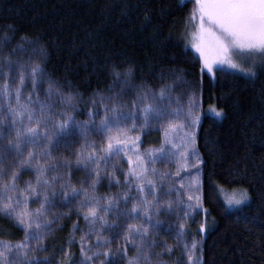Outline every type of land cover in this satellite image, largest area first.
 <instances>
[{"label":"trees","instance_id":"1","mask_svg":"<svg viewBox=\"0 0 264 264\" xmlns=\"http://www.w3.org/2000/svg\"><path fill=\"white\" fill-rule=\"evenodd\" d=\"M198 9L197 0H0V83L5 79L3 72L8 61L12 62L10 76L17 79L21 65L26 73L38 65L37 87L33 88L29 78L22 101L27 102L26 97L31 94L30 106L37 113L38 102H44L52 116L49 125L65 119L63 111L76 121H86L90 109L98 112L86 135L78 126L70 129L52 149L54 159L39 155L44 151L45 140L25 148V155L33 148L41 163L48 160L52 165L45 173L47 178L58 177L54 185L58 194L52 197L51 210L47 212V219L55 222L44 238L43 251L36 247V241H28L32 247L28 252L30 258H39L41 264H80L79 238L89 228L80 211L79 201L84 194L81 192L70 203L64 202L63 193L69 189H61L60 185L71 183L92 192L97 161L87 167L86 161L77 165L76 153H87L95 147L100 154L105 134L95 125L104 116L105 105L112 103L108 98L115 95L122 111L137 113L135 120L122 121L121 128L129 133L127 136L139 135L140 139L133 153L126 155L120 151L110 154L106 161H98L101 179L94 191L100 198L101 214L106 196L116 197L125 191L131 196L127 204L118 200L119 211L114 207L106 215L109 223L115 221L120 225L102 230L111 239L105 245L114 254L109 257L111 264H127L124 248L127 256L137 251L124 239L127 224L145 222L139 215L134 219L126 216L133 200L138 201L141 195L129 168L135 167L137 155L147 162L149 150L157 149L164 141L168 115L150 119L142 129L143 106L164 105L167 113H180L192 98L200 105L195 135L201 161L197 174L200 199L189 201L186 187L180 184L187 176L183 173L174 179L166 160L149 164V169H156L154 173L150 170L149 176L156 181L157 200L173 202L171 209L161 203L159 213L152 210V219L158 220L160 226L150 230L149 239L156 241L149 250L151 264H192L184 245L191 246L193 241L198 245L191 254L194 259L200 257L199 264H264V73L252 77L226 67L217 69L212 78L204 72L200 59L187 46L190 30L199 25L193 22L199 16ZM247 66L242 63V67ZM129 68L132 73L125 82L124 73ZM116 72L121 75L117 77ZM41 83H46L48 89ZM162 86L167 91L161 101L158 97ZM144 92L148 93L146 100L142 99ZM68 95L73 102L64 108L61 101ZM12 103L15 104L14 99ZM0 105H4L2 112L6 113L4 97H0ZM212 105L223 111L222 118L201 117L202 111ZM45 130L50 131L42 125L41 131ZM5 143L6 140H0V146ZM130 157L132 165L128 163ZM35 176V171L28 168L20 173L17 184L25 188L26 181L35 183ZM221 189L246 190L250 201L241 210L229 211ZM15 195L19 197V192ZM143 195L153 199L147 187ZM189 203L194 207H189ZM27 206L33 210L39 207V200L29 196ZM23 207L21 204L20 209ZM202 223L206 225V234L200 231ZM96 238L95 233L87 237L93 248ZM24 240L23 227L13 217L0 213V241L15 245ZM70 240L74 242L69 243ZM105 259L101 255L89 264H100Z\"/></svg>","mask_w":264,"mask_h":264},{"label":"snow or ice","instance_id":"2","mask_svg":"<svg viewBox=\"0 0 264 264\" xmlns=\"http://www.w3.org/2000/svg\"><path fill=\"white\" fill-rule=\"evenodd\" d=\"M199 6V25L197 32L193 33L196 42L193 47L200 53L202 61V69H207L208 72L213 71L215 64H224L231 68L239 69L247 73L249 76L255 77L258 73H264V0H197ZM195 18V14H193ZM233 57H239L241 63H238ZM242 63L247 64V67H242ZM38 65L31 67L30 72L23 71V65L20 66L21 70L17 73V78L10 76V69L12 62L8 61L6 69L3 72L5 77L3 83H0V97H4L7 105V112L3 113L4 105H0V140H6L3 146H0V213L13 217L25 231L24 242L12 245L8 242L0 241V264H41L39 258L29 257L28 252L32 251V247L28 241H36V247L39 250H44V238L49 234L50 226L55 220L47 219V212L51 210L53 203L52 197L58 193L55 189V181L57 176L51 179L47 178L45 173L48 167V160L54 159L51 156V151L56 147L61 139L69 133L70 129L75 125L78 126L80 132L87 134L90 125L95 124L91 119L86 121H76L75 118L67 112L62 115L65 119L56 121L49 125V120L52 119L48 106L44 102L39 103V110L32 108L30 105L33 103L31 94L26 97L27 102L22 101L23 89L26 82L31 78L33 88L36 84V73ZM132 69L129 68L125 73V82L131 75ZM120 72H116L119 77ZM11 80V83H10ZM58 91V90H57ZM167 91L166 86H162L159 92V99L162 101L165 98ZM52 94V85H49V95ZM147 92L142 93V99L146 100ZM15 100V104L12 100ZM102 99H104L102 97ZM112 100L110 106L105 105V114L100 118L99 124L95 125L96 129L105 134V143L100 145V154L97 155L96 148L92 147L91 151L85 153L84 151H77L76 164L80 165L87 162V167L92 161H97L93 167L95 176L91 180L92 192L87 188H77L76 186L68 183L67 185L61 184V189L67 187L69 191L63 193V201L70 203L73 199L84 194V199L79 201L80 211L83 213L85 221L88 222V231L80 236L81 241V256L80 264H89L94 258L103 255L106 259L100 261V264H111L109 257L114 255L106 244L111 243V239L102 234L104 228L112 229L120 227L115 221L109 223L106 219L107 213L114 207L119 211L118 200L122 199L125 204L131 199L130 192L125 191L118 196H106L103 207V214L98 210L100 205V198L95 195V186L101 179V171L98 161L107 160L110 154H118L122 147L126 145H135L138 141L139 135L135 138L129 137L126 131L121 128V122L128 119H136L137 113L135 111L124 112L121 110V105L117 103L115 95L109 97ZM64 102L72 105L73 97L68 95L63 98ZM95 103V101H93ZM135 103V102H133ZM179 115V111L173 113ZM222 112L218 111L217 115ZM98 115V112L89 110V116ZM168 113L164 105L156 106L153 104H144L142 111V119L144 126L149 124L150 119L164 118ZM188 117L187 124L169 122L165 129L166 143H171L167 139L169 132H174L177 129L185 127L191 129L184 133V138L187 142L194 145L195 142V127L199 123V117L195 112V101L190 102V106L185 113ZM11 117L10 120L7 117ZM25 119L27 123H25ZM45 129L41 131V126ZM118 129V134L113 135L112 129ZM135 130V125L132 126ZM7 129V131H5ZM12 132L15 135H12ZM124 135V139L119 136ZM41 140H45L44 151L39 155L48 157L44 163H41L37 158L38 153L29 148L25 155V148L29 145H37ZM95 143V142H93ZM185 145H181L183 147ZM175 148V145L173 146ZM194 150V149H193ZM153 153L157 155H149L147 160L155 162L156 159L165 155H175V152L169 153L165 148L153 149ZM127 155V153H125ZM181 158L184 159L186 154L181 153ZM11 157V159H9ZM7 161V163H6ZM129 165L133 164L131 157L128 160ZM201 161L197 159L196 164L199 165ZM185 163L181 167H187ZM31 168L35 171V183L26 181V187L20 188L17 181L20 178V173L24 170ZM153 173L155 168L149 169L145 159L139 155L136 157L135 167L129 168V174L136 181L137 192L140 193L139 200H133L131 207L127 209L126 216L128 218H135L141 216L145 221L144 223H128L124 231V239L130 242L134 248L137 249L136 253L132 256H127V249L124 248L123 254L127 257V264H142L147 262L151 264V256L149 250L155 246L156 241L149 239L150 230L160 226V222L153 221L152 210L156 213L161 210V203H166L169 209L172 208L173 202L171 200L160 202L156 198L155 189L156 181L149 176V171ZM7 177V179H5ZM119 183V181H116ZM125 183H128V176L125 177ZM193 186L199 187V180L193 178ZM145 187L148 188L149 193L153 195V199H147L143 193ZM19 192V197L15 194ZM51 192V196L49 195ZM29 196L39 200V207L29 210L28 200ZM40 197H43L40 199ZM189 201L196 199L199 201V196L188 197ZM248 199L247 191L243 190L239 193L238 197L230 199V204L240 205ZM23 204V209L20 205ZM189 207H194L191 203ZM187 215V213H186ZM44 217L43 219H41ZM99 224V227H97ZM76 226L74 225V228ZM181 232L183 225L180 226ZM200 231H206V225H200ZM96 234V247L93 248L88 243L87 237L89 234ZM138 238V239H137ZM74 242L70 240L69 243ZM198 242L193 241L192 245H184L185 249L189 251L188 259L192 264H199L200 257L196 256L195 259L191 254L197 247ZM166 247L171 251L170 246ZM15 249V251H13ZM103 249V251H102ZM67 255V253H66ZM157 255H160L158 253ZM163 264V262H158Z\"/></svg>","mask_w":264,"mask_h":264},{"label":"rangeland","instance_id":"3","mask_svg":"<svg viewBox=\"0 0 264 264\" xmlns=\"http://www.w3.org/2000/svg\"><path fill=\"white\" fill-rule=\"evenodd\" d=\"M196 18H197L196 19V22H195V19L193 20V22L199 24V16L198 17L196 16ZM194 25L196 26V24H194ZM197 29H198V25L196 26V29L190 30V33H189L188 38H187V40H188L187 41V46L200 59V53L197 51V49L195 47H193V44L196 42V40L194 39L193 33L197 32ZM233 58L236 59V61L238 62V59L237 58H239V57H233ZM200 62H201V65H202L201 59H200ZM226 67L228 69H230V70H235L237 72L243 73L239 69L231 68V67H228L227 65H224V64H215L213 66V71L211 73L208 72L206 68L205 69H202V70L204 72H206L212 78H215V71L217 69H222V68H226ZM41 85H42V87H45L46 89H48L46 83H41ZM35 87H37V85H35ZM192 100L195 101V112L198 115L197 112H198V110L200 108V105L197 102V99H194V98L189 99L188 100L189 103ZM61 104L65 108V105L67 103H65L64 100H62L61 101ZM189 106L187 108H185V109H181L179 115H174L173 113H175V112L172 111V110H170V112L168 113V120L165 121L166 122L165 129L167 128V125H168L169 122L187 124V121H188L189 118L186 117L185 113L187 112ZM218 111H221L222 112V114L219 115V116L217 115V112ZM63 112H65V111H63ZM95 112H97V111H95ZM204 115H212V116H215L217 118H222L223 115H224V113H223L222 110L217 109L215 105H212V106H209L208 108H206L204 111H202L201 117H203ZM96 116L97 115H94V116H91V117L89 116V118L87 120L93 119ZM147 126H144V121L142 119V129L143 128H146ZM165 129H164V141H163L162 145L160 147H158L157 149L163 147L169 153L175 152V155L174 156L171 155V154L165 155V156H163L161 158L156 159V161L157 160H160V159L166 160L167 161V164L169 165V168H171L173 170L172 172H170V171H167V172H170L171 175H172V177L174 179L175 178H178L180 175H182L184 173V175L187 176V179L181 181L180 184H181L182 187H184V188L186 187V190L188 192L187 197H189L190 195L193 196V197H196V196H198L199 191H198V187L193 186L192 181H193V178H197L198 168H199L200 164L197 165L196 164V161H197V159H199V156H198V153H197V150H196V147H195V142H194V145H193V144L187 142L185 140V138H184V133L186 131H191V129L185 127L183 129H177L174 132H169L167 139L170 140L171 143H166ZM195 133H196V127H195ZM112 134L113 135H117L118 134V129H116L115 127H113ZM126 134L129 135L128 132H126ZM129 137H132L133 138V136H129ZM119 138L120 139H124L125 137L123 135H120ZM182 144L185 145V146L181 147ZM135 145H131V144L126 145V146L122 147L120 151L121 152H124V153H128V154H130L131 151H132V153H133V151H135ZM174 145H175V148L173 147ZM152 150H149L148 156L149 155H153V154L159 156V153H153ZM181 153H185L186 154V156H185L184 159L181 158V155H180ZM152 163L153 162H150V161H147L146 162V164H147L148 167H149V164L151 166ZM185 163L188 166L187 167H181V165H183ZM150 169H152V168H150ZM241 191H243V190H226V189H221L223 201H224V203L226 205V208L229 211H238V210H241L245 205H247L249 203L250 196H249L248 193H247L248 199L246 201H244L242 204L236 205V204H230L229 203L230 199H232L233 197H238L239 196V193ZM194 200H196V199H194ZM204 234H206L205 231H204Z\"/></svg>","mask_w":264,"mask_h":264}]
</instances>
